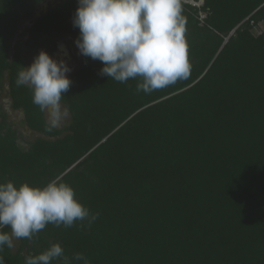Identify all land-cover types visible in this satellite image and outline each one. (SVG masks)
<instances>
[{
  "label": "trees",
  "instance_id": "obj_1",
  "mask_svg": "<svg viewBox=\"0 0 264 264\" xmlns=\"http://www.w3.org/2000/svg\"><path fill=\"white\" fill-rule=\"evenodd\" d=\"M41 2L0 0V91L5 78L12 107L44 135L23 146L0 105V182L59 179L97 218L48 224L5 246V264L54 243L71 264H83L76 253L89 264H264V0H180L189 75L148 94L137 91L139 78L101 76L102 62L81 55L62 128L16 84L26 60L11 41ZM77 7L62 0L42 14L29 47L53 51L60 33L78 37Z\"/></svg>",
  "mask_w": 264,
  "mask_h": 264
},
{
  "label": "clouds",
  "instance_id": "obj_2",
  "mask_svg": "<svg viewBox=\"0 0 264 264\" xmlns=\"http://www.w3.org/2000/svg\"><path fill=\"white\" fill-rule=\"evenodd\" d=\"M72 22L79 29L75 40L79 53L102 62L101 76L121 83L139 78L137 91L148 94L189 75L180 0H78ZM70 71L64 60L41 50L17 75V86L32 89V103L48 112L53 125L63 115L61 100L72 83ZM96 218L67 182L56 178L44 186L0 182V251L13 248L15 239H33L48 224L68 228ZM56 259L71 264L59 243L26 257L25 264H52ZM72 260L89 264L81 253ZM0 264H5L3 256Z\"/></svg>",
  "mask_w": 264,
  "mask_h": 264
},
{
  "label": "rangeland",
  "instance_id": "obj_3",
  "mask_svg": "<svg viewBox=\"0 0 264 264\" xmlns=\"http://www.w3.org/2000/svg\"><path fill=\"white\" fill-rule=\"evenodd\" d=\"M62 0H42L41 3L35 6L32 15L23 18L18 26L17 34L15 38L11 41V53L16 51L18 46L23 47V54L26 60V67L30 66L34 58L39 54L38 48L29 47L27 44L29 40V28L32 26L34 17L37 15H42L46 10H49L52 7H55L61 3ZM185 3H190L192 5L201 6L204 3V0H181ZM206 17V13H201V18ZM264 29V25L261 27ZM78 37L70 32H62L59 35L55 36L56 39V50L54 53L49 54L52 58L59 60H64L67 65L70 67L71 71L68 73V76L73 74L82 64L81 54L75 44V40ZM13 100L9 94V86L7 80L4 78L3 86L0 91V105L2 111L6 114V121L17 130L20 134V143L27 147L29 142L35 141L38 137H44L40 132H36L29 128L25 124V112L22 108L14 109L12 107ZM62 109V118L54 125L58 128H62L65 124L70 121V113L61 102ZM45 118L48 123H51L48 112L44 111ZM2 118H0V121ZM53 125V124H52ZM54 139V138H51ZM19 239L14 240V249L19 245Z\"/></svg>",
  "mask_w": 264,
  "mask_h": 264
},
{
  "label": "flooded vegetation",
  "instance_id": "obj_4",
  "mask_svg": "<svg viewBox=\"0 0 264 264\" xmlns=\"http://www.w3.org/2000/svg\"><path fill=\"white\" fill-rule=\"evenodd\" d=\"M56 39H55V49L53 50V51H51L50 49H46L45 48V46L44 45H42L41 47H38V49L37 50H44V51H46L47 53H49V54H52V53H54L55 52V50H56Z\"/></svg>",
  "mask_w": 264,
  "mask_h": 264
},
{
  "label": "water",
  "instance_id": "obj_5",
  "mask_svg": "<svg viewBox=\"0 0 264 264\" xmlns=\"http://www.w3.org/2000/svg\"><path fill=\"white\" fill-rule=\"evenodd\" d=\"M47 11H48V10H46L45 13H46ZM45 13H44V14H45ZM40 16H41V15H37V16H35L33 22H35ZM32 24H33V23H32Z\"/></svg>",
  "mask_w": 264,
  "mask_h": 264
}]
</instances>
